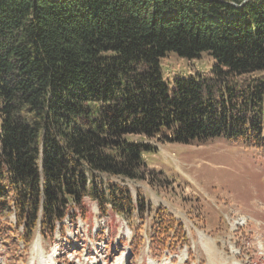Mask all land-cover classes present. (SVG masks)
<instances>
[{
	"label": "trees",
	"instance_id": "16d2710c",
	"mask_svg": "<svg viewBox=\"0 0 264 264\" xmlns=\"http://www.w3.org/2000/svg\"><path fill=\"white\" fill-rule=\"evenodd\" d=\"M169 53L215 65L165 80ZM261 71L264 0H0V212L42 233L87 201L140 215L111 180H147L137 138L264 151Z\"/></svg>",
	"mask_w": 264,
	"mask_h": 264
},
{
	"label": "rangeland",
	"instance_id": "374dc122",
	"mask_svg": "<svg viewBox=\"0 0 264 264\" xmlns=\"http://www.w3.org/2000/svg\"><path fill=\"white\" fill-rule=\"evenodd\" d=\"M214 65L208 53L191 61L169 53L161 60L165 80L208 73ZM136 140L157 148L144 155L147 180H111L127 186L134 202L141 199L140 215L102 216L87 201L86 216L67 217L53 233H42L19 223L13 211L0 212V264H209L205 238L222 264H264V151L223 138Z\"/></svg>",
	"mask_w": 264,
	"mask_h": 264
},
{
	"label": "bare ground",
	"instance_id": "6f19581e",
	"mask_svg": "<svg viewBox=\"0 0 264 264\" xmlns=\"http://www.w3.org/2000/svg\"><path fill=\"white\" fill-rule=\"evenodd\" d=\"M205 241L206 253L209 258V264H222V259L218 256L219 253L215 251L214 245L210 239H203Z\"/></svg>",
	"mask_w": 264,
	"mask_h": 264
}]
</instances>
